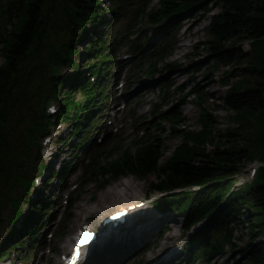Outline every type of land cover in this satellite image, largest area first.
<instances>
[{
	"label": "trees",
	"instance_id": "1",
	"mask_svg": "<svg viewBox=\"0 0 264 264\" xmlns=\"http://www.w3.org/2000/svg\"><path fill=\"white\" fill-rule=\"evenodd\" d=\"M111 1L119 2L104 10L99 0H0V227L6 206L12 205L10 240L18 231L24 216L20 205L27 203L33 184V179L23 176V165L31 158L40 162L35 144L49 133V126L70 123L72 133L60 144L73 149L72 156L63 162L61 172L65 175L74 169L73 158L78 149H85L89 133L102 115L100 109L108 100L107 82L115 77L112 68L116 57L111 45H128L142 56L149 37L138 26L143 20L149 25L159 24L157 48L143 55L150 63L146 74L152 76L156 65L168 55L172 28L179 17L196 9L207 14L208 4L215 1L220 13L210 19L207 33L211 41L206 44L207 54L214 61L213 70L248 62L242 71L261 79L259 85L248 79L244 86L231 88L223 99L226 109L234 113L229 119L239 121L237 127L218 136V143L207 154L201 146L207 138L204 126L199 134L182 133L176 126L179 117L170 113V107L162 111L155 105L152 116L157 120V129L162 121L170 124L172 135L182 133L183 143L172 157L159 166L158 140L148 139L139 153H125L119 161L93 168L90 175L101 188L108 179L133 175L144 180L153 175L159 181L150 185L151 191H183L158 200L154 207L161 215L183 216L184 230L203 222L187 245L188 264H214L226 248L239 251L233 226L250 228L257 220V229L264 230V0H164L158 11L147 13L145 9L152 0ZM133 4L136 7L126 15L125 10ZM135 33L140 34L138 39H134ZM245 42L251 45L250 51L237 48L238 43ZM81 44L84 47L78 50ZM140 63L133 67L129 79L138 78ZM64 68L71 73L65 75ZM161 101L166 106L165 97ZM53 103L58 111L52 117L46 111ZM244 112L250 116L245 117ZM201 122L210 126L214 123L207 111H203ZM89 152L84 150L81 155ZM253 162L262 165L254 178L248 179L245 169L237 179L246 164ZM39 170L43 174L47 168L40 165ZM56 180L62 183V175L58 173ZM192 188L199 190H187ZM19 190L23 192L22 200ZM46 206H31L25 221L36 220L38 225L51 210ZM247 215L250 218L246 221ZM39 231L36 226L28 231L30 246L21 241L15 246H27L31 252L37 246L34 244L38 243L35 238ZM251 236L255 237L254 243L242 250L241 256L249 264H264V238L257 233ZM5 253L0 249V256Z\"/></svg>",
	"mask_w": 264,
	"mask_h": 264
},
{
	"label": "rangeland",
	"instance_id": "2",
	"mask_svg": "<svg viewBox=\"0 0 264 264\" xmlns=\"http://www.w3.org/2000/svg\"><path fill=\"white\" fill-rule=\"evenodd\" d=\"M99 1L104 10H107L113 3L119 2ZM160 1L164 0H152L145 12L147 13L151 9L158 11ZM215 3L213 1L208 4L209 12L207 14L196 9L188 16L179 17L172 28V40L169 44L168 55L156 65V72L152 76L146 74L150 69V63L148 57L145 58L143 55H147L153 48H157L161 29L159 24L149 25L143 20L138 26L142 34L149 37L147 48H145L146 53L142 56H138L132 50L130 51L128 45L125 48L124 46L113 47L111 45L114 48V55L117 57L119 55L122 61L120 66L129 65V72H126L127 68L121 71L115 66L114 70L117 75L115 79L110 80L111 84L108 87L109 93L107 95L109 99L106 105L101 108L102 118L100 117L97 124L93 125L85 149L82 148L78 155L73 158L76 172L69 176L61 172V163L68 160L72 153L71 148L63 147L60 144L61 140L69 138L72 133L69 122H63L57 127L51 126L49 131L52 136L42 135L35 144L38 147L36 154L39 155L40 162L31 158L23 165V176L33 179L34 183L29 191L30 195L26 197V202L37 206L42 201L44 203L53 201L47 205V208L52 207L49 216H47L48 219L46 218L47 220L44 219L42 222L43 232H47L48 235L52 234V238L45 239V233L40 234L41 236L38 235L35 240L38 241L39 246L33 248L29 255V261L24 262L25 259L22 258V255L27 253V246H30L27 233L37 221L31 219L30 222H26V217L23 220L21 218L18 231L10 240L11 224L9 219L13 214V206L7 205L1 218L2 225L0 227V249L6 251L7 254L3 258L0 256V264L5 262V264H61L60 256L68 250V241L70 242L82 225L91 221L92 225L89 226L97 231L102 217L98 210L100 209L98 203L101 194L121 183H131L133 196L139 197L137 200L127 199L121 203L109 205L110 209L114 208L109 211V214L120 210L123 206L118 205L127 202H138L140 209L143 208V210H141L139 217H130L125 226L117 228L116 234L111 237L112 239H107L98 247L92 248V259H89V256L83 264H93L94 262L95 264H97L96 262L101 264H188L187 245L190 239H194L199 232L200 223L190 230H184L185 220L183 216L168 213L161 215L162 213L158 214L159 212L154 207V203L158 200L172 194H180L183 191L176 190L169 194L151 191L150 185L159 181L153 175L144 180L133 175L121 176L116 180L106 177L105 179L109 181L101 188L90 175H92L93 168L105 167L109 162L119 161L123 159L125 153L134 156L142 149L148 139L158 140L161 150L159 166H161L172 157L174 150L182 145L181 135L183 132L189 131L199 134L203 130V126L206 128L207 138L204 144L201 137H199V141L202 142L201 146L208 154L218 143V136L223 135L228 129L237 127L236 124L239 121L229 119V117L234 116V113L226 109L223 99L231 88L244 86V82L248 83V79L253 85H259L261 79L257 75L245 74L242 71L248 66V62L242 63L238 67L231 65L213 70L214 61L207 54L206 44L211 41V37L207 33L210 19L220 13V7ZM135 7V4L128 7L125 14L128 15ZM127 19L122 21L120 25H125ZM193 22L194 24H192ZM190 26L193 27V30L182 36V32ZM8 30L10 31V29ZM99 31L102 32L103 29L99 28ZM133 37L138 39L140 34L135 33ZM230 44H226V46L229 47ZM236 46L243 51L251 50V45L248 42L238 43ZM83 47L84 45L81 44L78 46V50ZM130 53L135 54L132 62L129 59L130 56H126ZM117 59L114 65L117 64ZM138 62H141L139 65L142 66L138 78L129 79L131 70ZM2 64L3 59L0 56V66ZM170 66L175 68L172 69ZM253 66H257V64L254 63ZM69 70L64 68L63 72L67 73ZM223 81L225 83H222ZM114 82H117V87L115 84L113 86ZM121 83L124 84L122 88H120ZM160 86H169V89L161 90ZM176 88L181 89V92L177 91L178 89L174 90ZM198 94L202 95L204 99ZM163 97H165L166 106L162 104ZM112 99L117 100L118 103L111 105ZM155 105L159 106L162 111H166L170 107V113L179 117V124L176 126L182 130V133L172 135L170 124L162 121L159 128L161 132L157 129V120L154 121L152 116ZM55 106L58 109V105L55 104ZM203 111H207L208 116L214 121L211 126L201 122ZM244 114L245 117L250 116V113L244 112ZM115 120L116 122H114ZM247 138L251 139L250 137ZM100 140L102 141L100 142ZM74 141L77 142V140ZM133 141L137 144L134 145ZM70 144L72 145V143ZM89 149L91 152L88 153V156L80 155L84 150ZM34 152H36L35 149L33 155ZM200 152L204 153L202 150ZM257 163L259 162L246 164L237 179L244 175L245 169L248 172L251 167H258ZM40 165L48 168V171L42 174L39 170ZM56 172L62 175L61 186L57 183ZM51 176L52 181L49 182ZM75 186H77L76 190L70 194L66 205V195L69 189L71 190ZM187 190L197 191L199 189ZM18 197L21 200L24 197L20 190ZM27 203L23 202L20 205L23 207L21 209L24 213L29 209ZM83 210L89 211L92 216L90 217L88 212L83 213ZM92 210L97 211L96 215H93ZM84 217L85 219H83ZM248 217L249 215L246 216V221ZM257 225L258 222L255 220L254 227L234 228L235 243L239 251L232 252V249L226 248L222 256L214 259V264H249L241 256V252L254 243L255 237H252V234L257 233L264 238V230L257 229ZM17 241H25L27 246L23 249L18 250L16 248L13 250L11 247ZM63 246L66 249H62Z\"/></svg>",
	"mask_w": 264,
	"mask_h": 264
},
{
	"label": "bare ground",
	"instance_id": "3",
	"mask_svg": "<svg viewBox=\"0 0 264 264\" xmlns=\"http://www.w3.org/2000/svg\"><path fill=\"white\" fill-rule=\"evenodd\" d=\"M194 22L192 24H194ZM192 30H193L192 26L186 28L182 32V36L190 33V31H192ZM114 122H116V120ZM118 190L120 192H117ZM137 197H139V196H137V195L133 196L132 184L131 183L117 184L113 188H110L109 190H107V191H105V192H103L101 194L100 201L98 203V207L100 209H98V210H99V213H100L99 215H102V217H101V220H100L99 227H98V229L96 231V239H97V242L99 244L104 243L107 239H112L111 237H113L116 234V228L120 224L118 222H111L109 220L106 221V217H108L109 211H112V209H114V208L110 209V207H108V206L111 205V204L121 203V201L127 200V199H129V200H137ZM137 203L138 202H134V203L127 202L125 204H120L118 206H123L120 209L126 208L125 209V213H126L127 217H133L134 218L135 216L139 217L140 214H141L140 213L141 210H143V208L140 209V205L137 204ZM85 212H88L90 217L92 216V214L89 211L83 210V213H85ZM91 212H93V215H96L95 213H97V211L94 212L93 210ZM81 219H82V217H81ZM83 219H85V217ZM233 228L236 229L235 226H233ZM68 243H69V241H68ZM68 247H69V245H68ZM62 249H66V247L63 246ZM91 254H92V250L89 252V256ZM83 260L86 261L85 258H83Z\"/></svg>",
	"mask_w": 264,
	"mask_h": 264
}]
</instances>
